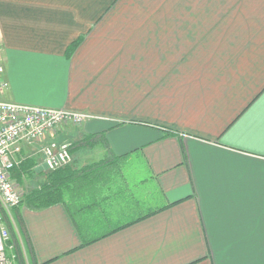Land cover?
<instances>
[{"label": "crops", "instance_id": "obj_1", "mask_svg": "<svg viewBox=\"0 0 264 264\" xmlns=\"http://www.w3.org/2000/svg\"><path fill=\"white\" fill-rule=\"evenodd\" d=\"M0 47L3 99L90 115L70 164L106 160L72 216L10 209L31 264H264V0H0ZM147 183L176 203L82 245Z\"/></svg>", "mask_w": 264, "mask_h": 264}, {"label": "built area", "instance_id": "obj_2", "mask_svg": "<svg viewBox=\"0 0 264 264\" xmlns=\"http://www.w3.org/2000/svg\"><path fill=\"white\" fill-rule=\"evenodd\" d=\"M1 57V47H0ZM5 69L0 59V203L11 209L23 200V193L11 176V170L23 159L25 144L41 142L48 133H53L64 124L81 125L90 115L80 111L30 105L3 99L8 88ZM43 164L52 170L67 164L71 152L66 143L55 139L46 141L40 148ZM8 232L0 221V264H14L5 251Z\"/></svg>", "mask_w": 264, "mask_h": 264}, {"label": "trees", "instance_id": "obj_3", "mask_svg": "<svg viewBox=\"0 0 264 264\" xmlns=\"http://www.w3.org/2000/svg\"><path fill=\"white\" fill-rule=\"evenodd\" d=\"M78 43H79L78 40L74 41L67 47V50H66L67 56L71 54V52L74 50V48L77 46ZM166 131L169 133H173L171 130H166ZM30 159L31 158H28V157L24 158L18 164V166H15L12 168L11 176L18 183L21 180V176L23 175L22 173H25V172L28 173V171L32 170L31 167L33 164L32 163L29 164ZM105 162L106 160L99 161V162H93L81 168H73L72 165L70 164L71 162H68L67 164H64L60 167H57L52 170H48L47 172L44 173V176H45L44 180L40 182L38 187H35L31 189L30 192L25 193L23 195V200L21 202H25L31 208H36V209L48 207L50 205L57 204V203H61L67 208V210L69 211V213H71V216H72L73 211H71V209L74 207L72 202L78 201L77 198L79 200L82 198L81 191L82 189H87L85 187H89V183H90L89 180L95 171L94 169L102 166ZM38 165L39 164H35L34 167L37 168L39 167ZM91 184H95V183L91 182ZM76 190H77V194L75 195ZM97 192L98 191L91 192L90 194L91 199H88L87 201L88 203H91V204L95 203V199L98 196ZM101 201H102V197L100 198V200H98L97 205H99ZM87 202H83L85 206L88 204ZM174 203L176 202H171L167 204L165 203L161 204L160 202L159 206H155L154 202L147 203L144 206L140 207L141 211L139 212L135 211L133 214H131L130 219H127L124 222L120 221V217L123 214H127V212L124 211L123 213L120 210L115 213H112L108 210V208H106V210L103 209L105 210L103 217L101 215L100 218L96 220L97 222L96 226L90 231L91 239L89 238V240L87 239L83 240L82 245L92 243L93 241L103 238L119 229L127 227L137 221H140L161 210H164L167 207L173 205ZM2 207L3 206L0 203V211L2 210ZM105 214L112 218L114 217L116 219H114L113 222L111 221L105 222L104 219L105 218L108 219V217H106ZM1 215L2 214L0 212L1 223L3 222L7 224L9 227L8 229L6 226L3 225L8 232V238L5 241V251H6L7 256L9 258H12L15 264H27L24 258L22 248H21V243H20V241L23 238L20 239V237L17 236V231L14 228V226L10 227V224H8L9 220L3 216L1 217ZM16 219L17 218H15V220ZM72 220L76 226V221L74 220V218H72ZM16 221L19 222L18 219Z\"/></svg>", "mask_w": 264, "mask_h": 264}, {"label": "rangeland", "instance_id": "obj_4", "mask_svg": "<svg viewBox=\"0 0 264 264\" xmlns=\"http://www.w3.org/2000/svg\"><path fill=\"white\" fill-rule=\"evenodd\" d=\"M79 126L80 125L64 124V125L58 127L56 130L57 131L58 130H61V127L62 128H66L65 130H66V132L68 134V138L59 139L58 138L59 136H57V133H55V132H54L55 134H53L52 137L55 140H57V142H59V143H66L70 147V144H71V142L73 140V137H76L77 134H81L82 133L80 131V127ZM62 137H64V136H62ZM69 137L71 139H69ZM45 142L42 141L40 144H38L37 145V148L39 150L36 149L37 150V157L35 156V162H36L35 164H39L38 165L39 167L34 168V170L28 171V173L27 172L22 173L23 175L21 176V180H20L19 183L15 180L18 183L17 184L18 189L21 190V192L23 193V195L25 193H27V192H30L31 189H33L35 187H38V185L40 184V182H42L44 180V177H45L44 176V173L48 171L45 168V166H44V164L42 162L43 161V158H42V153L40 151V148L43 146V144ZM89 156H91V154ZM71 159H72V157H71ZM86 160H89V157H86ZM69 162H71V160ZM40 168H41V170H40ZM35 170H37V173L35 172ZM39 172L42 175H40ZM108 185H110V183H108ZM142 190H144V192L140 191L138 194L134 195V197H135L134 200L138 203V201L140 202V200L147 198V199L151 200V202H153L154 201L153 199L155 198V196L154 195H148V193L153 192V188L149 185V183H147V185H145L144 187H142ZM118 191L121 194L120 197H119L120 198V202H121L120 205L123 206V207H124L125 201H127L128 198L132 199L131 198V195H130V192H133V193H137L138 192L137 190H134V189L128 188V187L127 188L120 187V188H118ZM154 205L155 206H159V202L154 203ZM2 210L0 211L1 214H2L1 217L3 216L5 218H7L9 220L8 224H10V227L11 226L13 227L12 221H13L14 218H13L12 214L10 213V209H4L2 207ZM134 211L139 212V211H141V208L138 207ZM130 217H131V214H129V213L123 214L120 217V221L121 222H124L127 219H130ZM2 224L9 229V227H8L7 224H5L3 222H2ZM20 243H21V248H22V252H23L24 258L26 260V263L27 264H31L30 255H29L30 252L28 250V247L26 246V244L24 243L23 240H21ZM10 259H12V258H10Z\"/></svg>", "mask_w": 264, "mask_h": 264}]
</instances>
